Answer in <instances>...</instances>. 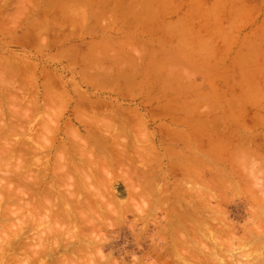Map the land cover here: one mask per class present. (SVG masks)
<instances>
[{
  "label": "rangeland",
  "instance_id": "rangeland-1",
  "mask_svg": "<svg viewBox=\"0 0 264 264\" xmlns=\"http://www.w3.org/2000/svg\"><path fill=\"white\" fill-rule=\"evenodd\" d=\"M60 1L0 0V264H264V161L238 168L227 136L235 122L200 110L193 121L181 109L163 120L137 97L96 88V63L82 53L94 42L85 26L58 22Z\"/></svg>",
  "mask_w": 264,
  "mask_h": 264
},
{
  "label": "crops",
  "instance_id": "crops-1",
  "mask_svg": "<svg viewBox=\"0 0 264 264\" xmlns=\"http://www.w3.org/2000/svg\"><path fill=\"white\" fill-rule=\"evenodd\" d=\"M60 4L58 22L85 26L83 39L94 42L82 53L103 75L96 74V88L137 97L149 115L163 120L181 109L193 121L200 110L206 119L235 122L227 136L238 168L263 165L264 0ZM245 122L257 129L246 131Z\"/></svg>",
  "mask_w": 264,
  "mask_h": 264
},
{
  "label": "bare ground",
  "instance_id": "bare-ground-1",
  "mask_svg": "<svg viewBox=\"0 0 264 264\" xmlns=\"http://www.w3.org/2000/svg\"><path fill=\"white\" fill-rule=\"evenodd\" d=\"M47 18H48V17H47ZM47 18H45V19H47ZM94 45H95V44H94ZM95 54H96V53H95ZM88 55H89V54H88ZM84 58H85V56H84ZM86 58H87V57H86ZM89 59H90V58H89ZM84 60H85V59H84ZM85 61H86V60H85ZM92 62H93V60H92ZM81 66H83V65H81ZM95 67H96V66H95ZM94 69H95V68H94ZM13 71H14V69H13ZM95 71H96V69H95ZM14 72H15V71H14ZM96 72H97V71H96ZM96 72H95V73H96ZM16 73H17V72H16ZM46 73H47V72H46ZM88 74H89V73H87V75H88ZM96 74L98 75V73H96ZM100 74H102V73H99L98 76H100V77L103 76V75H100ZM45 75H48V74H45ZM92 75H93V74H92ZM118 75H119V74H118ZM120 75H121V74H120ZM95 76H96V75H95ZM95 76H94V77H95ZM98 76H97V77H98ZM122 76H123V74H122ZM122 76H121V77H122ZM13 77H15V76H13ZM87 77H88V76H86V78H87ZM90 77H91L90 81L92 82V81H93V80H92V76H90ZM100 77H98V78H100ZM105 77H106V76H105ZM103 78H104V77H103ZM122 78H123V77H122ZM95 79L97 80V78H95ZM95 79H94V80H95ZM123 79H124V78H123ZM99 80H100V79H99ZM99 80H98V81H99ZM94 83L96 84V81H95ZM11 88H12V87H11ZM13 90H14V89H13ZM6 91H7V93H8V91H10V89L8 90V88H7ZM4 92H5V91H4ZM13 92H14V91H13ZM16 93H17V92H16ZM10 94H11V93H10ZM13 95H15V94H13ZM7 96H10V95H7ZM18 96H20V94H18ZM21 96H22V95H21ZM11 97H12V96H11ZM12 98H13V97H12ZM12 98H11V99H12ZM14 98H15V97H14ZM18 98H19V97H18ZM21 98H22V97H21ZM23 98H24V97H23ZM23 98H22V99H23ZM7 99H8V98H7ZM9 99H10V97H9ZM22 99H21V100H22ZM7 101H9V100H7ZM10 101H12V100H10ZM22 101H23V100H22ZM31 101H32V100H31ZM13 102H14V101H13ZM33 102H34V101H33ZM33 102H32V103H33ZM0 103H1V102H0ZM34 103H35V102H34ZM2 104H3V103H2ZM7 104H8V103H7ZM7 104H6V105H7ZM11 104H12V102H11ZM17 104H18V103H17ZM9 105H10V104H9ZM13 105H14V103H13ZM15 105H16V103H15ZM10 106H11V105H10ZM10 106H9V107H10ZM24 106H25V105H24ZM24 106H23V108H24ZM26 106H28V105H26ZM17 107H18V106H17ZM45 107H46V105H45ZM10 108H11V107H10ZM14 109L16 110V108H14ZM24 109H25V108H24ZM24 109L22 110V113H23L25 110H27V109H25V110H24ZM1 110L4 111L3 109H1ZM17 110H18V109H17ZM10 111H12V110L10 109ZM20 111H21V110H20ZM8 112H9V110H8ZM12 112H16V111H12ZM12 112H10V113L13 114ZM17 112H18V111H17ZM0 113H1V115H2V112H0ZM10 113H8V114H10ZM4 114L7 115V113H4ZM11 114H10V115H11ZM1 115H0V117H1ZM15 115H16V114H15ZM25 115H26V113H25ZM26 116H27V115H26ZM8 117H11V116H8ZM48 117H50V116H48ZM13 118H14V117H13ZM22 118H23V117H22ZM46 118H47V117H46ZM14 119H15V118H14ZM25 119H27V118H25ZM44 119H45V118H44ZM7 120H8V119H7ZM11 120H12V118H11ZM16 120H18V117H17ZM19 120H21V118H20ZM22 120H23V119H22ZM47 121H48V119H47L45 122H47ZM7 122H8V121H6V123H7ZM9 122H13V121H9ZM18 122H19V121H18ZM27 122H28V120H27ZM48 122H49V121H48ZM4 123H5V122H4ZM29 123H30V122H29ZM42 123H43V122H42ZM1 124H2V123H1ZM9 124H10V123H9ZM23 124H24V123H23ZM4 125H5V124H3V126H4ZM6 125H7V124H6ZM41 125H42V124H41ZM46 125H47V124H46ZM10 126H11V125H10ZM44 126H45V125H44ZM7 127H9V126H7ZM19 127H20V126H19ZM23 127H24V126H23ZM2 128H3V127H2ZM2 128H1V129H2ZM10 128H11V127H10ZM15 128H16V127H15ZM21 128H22V127H21ZM21 128H20V130H21ZM27 128H28V127H27ZM15 130H16V129H15ZM17 130H19V128H18ZM20 130H19V131H20ZM25 130H26V129H25ZM27 130L30 131L29 128H28ZM1 132H2V131H1ZM7 132H8V131H7ZM23 132H24V131H23ZM26 132H27V131H26ZM4 133H5V132H4ZM10 133H11V132H10ZM17 133H18V132H17ZM21 133H22V132H21ZM22 134H23V133H22ZM25 134H26V133H25ZM25 134H24V135H25ZM6 135H7V134H6ZM15 135H16V134H15ZM18 135H19V134H18ZM222 135H223V134H222ZM1 136H2V135H1ZM20 136H22V135H20ZM27 136H29L28 138H29V140H30V134L27 135ZM27 136H26V137H27ZM9 137H10V136H9ZM11 137H12V136H11ZM18 137H19V136H18ZM2 138H4V134H3V137H2ZM12 138H15V140L17 141V139H16L17 137H12ZM21 138H22V137H21ZM28 138H27V139H28ZM0 139H1V138H0ZM4 139H5V138H4ZM6 139H7V138H6ZM18 139L20 140V138H18ZM22 139H24V138H22ZM11 141H12V140H11ZM20 141H21V140H20ZM26 141H28V140H26ZM4 143H5V142H4ZM18 143H19V141H18ZM24 143H25V142H24ZM1 144H2V143H1ZM9 144H10V143H9ZM256 144H257V143H256ZM4 145H5V144H4ZM18 145H19V144H18ZM18 145H16V147H17ZM259 145H260V143H259ZM61 146H62V144H61ZM61 146H60V147H61ZM11 147H13V145H12ZM20 147H21V146H20ZM259 147H260V146H259ZM259 147H258V148H259ZM0 148H1V146H0ZM3 148H4V147H3ZM3 148H2V149H3ZM256 148H257V145H256V147H255L254 149L256 150ZM260 148H261V147H260ZM260 148H259V149H260ZM13 149H15V148L13 147ZM60 149H62V148H60ZM254 149H253V150H254ZM4 150H5V148H4ZM7 150H9V148H7ZM7 150H6V151H7ZM15 150H16V149H15ZM19 150H20V149H19ZM1 151H2V150H1ZM1 151H0V152H1ZM6 151H5V152H6ZM58 151H59V150H58ZM63 151H64V150H63ZM3 152H4V151H3ZM5 152H4V153H5ZM9 152L12 153L13 151L11 152V149H10ZM59 152H61V151H59ZM16 153H17V152H16ZM1 154H2V152H1ZM6 154L8 155V152H6ZM13 154H14V153H13ZM13 154H12V155H13ZM57 154H58V153H57ZM3 155H4V154H3ZM12 155H11V156H12ZM15 155H16V154H15ZM55 156H56V155H55ZM59 156H60V155H59ZM62 156H63V155H62ZM58 158H59V157H58ZM20 163H21V162H20ZM23 164H24V163H23ZM16 165H17V164H16ZM24 166H25V164H24ZM24 166H23L22 168H24ZM9 167H10V166H9ZM9 167H8V168H9ZM11 167H12V166H11ZM27 167H28V166H27ZM27 167H25V168L22 169V170L25 171ZM13 168H14V167H13ZM17 169H20V168H16V170H17ZM4 170H7V169H4ZM10 170H13V169L10 168ZM14 170H15V169H14ZM22 170H21V171H22ZM21 171H20V172H21ZM8 172H9V171H8ZM16 172H18V170H17ZM13 173H14V172H13ZM13 173H12V174H13ZM18 173H19V172H18ZM20 174H22V173H19V174H18V177H19ZM24 174H25V173H24ZM26 174H27V171H26ZM28 174H29V173H28ZM34 174H36V173H34ZM14 175H15V174H14ZM16 175H17V174H16ZM16 175H15V176H16ZM22 175H23V174H22ZM212 175H213V174H212ZM24 176H25V175H24ZM27 176H28V175H27ZM27 176H26V177H27ZM33 176H34V175H33ZM13 177H14V176H13ZM16 177H17V176H16ZM214 177H215V176H214ZM217 177H219V176H217ZM217 177H216V178H217ZM224 177H225V176H224ZM224 177H223V178L221 177V178L224 179ZM27 178H28V177H27ZM37 178H38V177H37ZM37 178H36V179H37ZM216 178H215V180H216ZM219 178H220V177H219ZM24 179H25V178H24ZM213 179H214V178H213ZM213 179H212V180H213ZM8 180H9V179H8ZM26 180H27V179H26ZM210 180H211V179H210ZM212 180H211V181H212ZM18 181H19V180H18ZM21 181H22V180H20V182H21ZM38 181H39V180H38ZM38 181H37V182H38ZM217 181H218V180H217ZM0 182L2 183L1 180H0ZM22 182H23V181H22ZM26 182H27V181H26ZM227 182H228V180H227ZM48 183H49V182H48ZM211 183L214 184V182H211ZM9 184H10V183H9ZM16 184H18V183H16ZM46 184H47V183H46ZM1 185H2V184H1ZM48 185L51 186L52 183H51V185H50V184H48ZM208 185H209V183H208ZM214 185H216V184H214ZM214 185H213V186H214ZM44 186H46V185H44ZM210 186H211V185H210ZM19 187H20V186H18V188H19ZM211 187H212V186H211ZM3 188H4V186H3ZM3 188H2V189H3ZM208 188H209V187H208ZM213 188H214V187H213ZM4 189L7 191L6 188H4ZM4 189H3V192L6 193V191H4ZM42 189H44V188H42ZM51 189H52V188H51ZM51 189H50V190H51ZM42 191H45V190H42ZM51 191H52V190H51ZM1 192H2V191H1ZM7 192H9V191H7ZM47 192H48V191H47ZM5 193H4V194H5ZM41 193H42V192H41ZM43 193H45V192H43ZM8 194H9V193H8ZM8 194H7V195H8ZM49 194H50V193H49ZM7 195H6V197L8 198L9 196H7ZM46 195H47V193H46ZM46 195H44V196H46ZM2 197H3V195H2ZM6 197H5V198H6ZM7 198H6V199H7ZM8 199H9V198H8ZM17 200H18V199H17ZM19 200H20V199H19ZM211 200H212V199H211ZM18 202H19V201H18ZM24 202H25V201H24ZM24 202H23V204H24ZM26 202H27V201H26ZM34 202H35V201H33V202H31V203H33V205H34ZM21 203H22V201L20 202V204H21ZM17 204H18V203H17ZM20 204H19V205H20ZM35 204H36V202H35ZM43 204H44V203H43ZM218 204H219V203H218ZM218 204H216L215 206H217ZM29 205H30V203H29ZM36 205H37V204H36ZM20 206H21V205H20ZM23 206H24V205H23ZM30 206H31V205H30ZM31 207H32V206H31ZM34 207L37 208L35 205H34ZM20 208H21V207H20ZM35 208H33V210H34ZM23 209H24V208H23ZM28 209L30 210L31 208L28 207ZM49 210H50V209H49ZM212 210H213V209H212ZM25 211H26V210H25ZM34 211H35V210H34ZM216 211H217V210H216ZM20 212H21V211H20ZM22 213L25 214L24 212H22ZM36 213H37V212H35L34 214L36 215ZM49 213H50V211H49ZM211 213H212V211H211ZM211 213H210V214H211ZM214 213H215V212H214ZM217 213H218V211H217ZM219 213H220V212H219ZM254 213H255V214L252 213L253 216H254V215H257L256 212H254ZM29 214H30V213H29ZM34 214H33V215H34ZM50 214H51V215H50ZM50 214H49L50 216H53V215H52V214H53L52 212H51ZM221 214H222V213H221ZM261 214H263V213H261ZM19 215H20V214H19ZM19 215H17V216H19ZM27 215H28V214H27ZM30 215H31V214H30ZM33 215H32V216H33ZM38 215H40V214H38ZM202 215H203V214H202ZM216 215H217V214H214V215L212 214V217H211V218L213 219L212 221H215V219L213 218V216H216ZM219 215H220V214H219ZM226 215H227V214H226ZM44 216H45V215H44ZM195 216H196V215H195ZM195 216H194V217H195ZM208 216H209V215H208ZM227 216H228V215H227ZM227 216H224V217H227ZM258 216H259V215H258ZM22 217H23V215H22ZM47 217H48V216H47ZM78 217H79V216H78ZM197 217H199V216H197ZM202 217H203V216H202ZM202 217H201V218H202ZM209 217H210V216H209ZM209 217H208V219H206V220L211 219V218H209ZM222 217H223V216H222ZM263 217H264V216H263ZM32 218H33V217H32ZM38 218H40V217H38ZM44 218H45V217H44ZM52 218H53V217H51V218L48 217V219H50V221H51ZM199 218H200V217H199ZM204 218H205V217H204ZM206 218H207V213H206ZM250 218H253V217L251 216ZM21 219H22V218H21ZM21 219H20V220H21ZM29 219H30V218H29ZM29 219H28V220H29ZM80 219H81V218H80ZM191 219H194L193 216H192ZM217 219H221V215H220V218H217ZM223 219H224V218H222L221 221H222ZM254 219H255V218H254ZM254 219H252V220H254ZM257 219L259 220V218H257ZM28 220H26V221L28 222ZM44 220H45V219H44ZM52 220L54 221V218H53ZM77 220H78V219H77ZM197 220H198V219H197ZM202 220H204V219L202 218ZM206 220H205V221H206ZM252 220H251V221H252ZM26 221H24V222H26ZM42 221H43V220H42ZM42 221H41V222H42ZM195 221H196V220H195ZM195 221H194V223H195ZM212 221H211V222H212ZM216 221L219 223L220 220H219V221L216 220ZM223 221H225V223H226V221L228 222V220H223ZM246 221L248 222V221H250V220L247 219ZM246 221L243 222L242 225H245V224H246ZM261 221H262V220H261ZM261 221H260V223L262 224L263 222H261ZM45 222H46V221H44V223H45ZM191 222H192V221H191ZM196 222H197V221H196ZM198 222H200V224H201V221L198 220ZM211 222H210V223H207V224H208L209 226H211V225H210ZM229 222H230V221H229ZM229 222H228V223H229ZM231 222L235 223L234 221H231ZM257 222H258V221L256 220V222H254V223L256 224ZM42 223H43V222H42ZM49 223H50V222H49ZM49 223H48V224H49ZM54 223H56V222L54 221ZM202 223H204V222L202 221ZM205 223H206V222H205ZM205 223H204V224H205ZM212 223H213V226H214V222H212ZM233 223H232V225H233ZM244 223H245V224H244ZM20 224H22V223H20ZM46 224H47V223H45V225H46ZM197 224H198V223H197ZM207 224H205V226H206ZM220 224H221V223H220ZM258 224H259V223H258ZM258 224H256V225L258 226ZM261 224H260V225H261ZM50 225H51V224H50ZM201 225L203 226V224H201ZM201 225H200V226L197 225V226L201 227ZM222 225H223V224H222ZM224 225H225V224H224ZM226 225H227V224H226ZM230 225H231V224H230ZM232 225H231V226H232ZM242 225H241V226H242ZM22 226H23V225H22ZM46 226H47V225H46ZM48 226H49V225H48ZM52 226H53V225H52ZM195 226H196V225H194V226H192V227L194 228ZM215 226H216V225H215ZM215 226H214V227H215ZM220 226H221V225H219V227H220ZM227 226H228V225H227ZM233 226H234V225H233ZM233 226H232V228H234ZM241 226H240V227H241ZM50 227H51V226H50ZM65 227H66V226H65ZM192 227L190 226L191 229H192ZM206 227H208V226H206ZM221 227H222V226H221ZM229 227H230V226H229ZM229 227H228V228H229ZM237 227H238V226H237ZM244 227H246V226H244ZM253 227H254V226H253ZM253 227H252V228H253ZM260 227H261V226H260ZM260 227H259V228H260ZM19 228H21V227H19ZM70 228H71V227H70ZM203 228H204V227H201V229H203ZM208 228L210 229V228H213V227L211 226V227H208ZM217 228H218V226H217ZM228 228H226V229H228ZM232 228H230V230H231ZM238 228H239V227H238ZM238 228H237V229H238ZM248 228H249V227H248ZM72 229H73V228H72ZM191 229H190V230H191ZM196 229H197V228H194L193 231L196 230ZM198 229L200 230V228H198ZM219 229L221 230V228H219ZM222 229H223V228H222ZM239 229H240V228H239ZM250 229H251V227H250ZM254 229H255V227H254ZM254 229H252V230H254ZM261 229H262V228H261ZM184 230H185V229H184ZM186 230H187V229H186ZM205 230H206V231H209V230H207V228H206ZM210 230H211V232H212L211 234H213V230H212V229H210ZM214 230H216V228H215ZM217 230H218V229H217ZM240 230H241V229H240ZM246 230H247V229H246ZM246 230H245V232H246ZM18 231H19V230H18ZM20 231H21V230H20ZM173 231H174V230H173ZM188 231H189V230H188ZM228 231H229V230H228ZM228 231L225 230L224 233H228ZM235 231H236V229H235ZM261 231L264 232V230H261ZM67 232H68V230H67ZM181 232H182V231H181ZM184 232H185V231H184ZM196 232H200V231H196ZM201 232H202V231H201ZM204 232H205V231H204ZM204 232L201 233V234H203L202 236H205V237H206V234L204 235ZM232 232H234L233 229H232ZM237 232H238V230H237ZM248 232H249V231H248ZM251 232H252V231H251ZM254 232L256 233V229H255ZM257 232H258V231H257ZM19 233H21V232H19ZM182 233H183V232H182ZM191 233H192V232H191ZM206 233H207V232H206ZM214 233H215V232H214ZM217 233H218V232H217ZM220 233H221V234H224V233H222L221 231H220ZM229 233L231 234V231H230ZM246 233H247V232H246ZM246 233H245V235H246ZM252 233H253V232H252ZM260 233H261V232H260ZM76 234H78V232H76ZM183 234H184V233H183ZM192 234H194V233H192ZM201 234L199 233L200 236H201ZM211 234L209 233V235H211ZM232 234H233V233H232ZM241 234L243 235V231H242ZM249 234H251V233H249ZM181 235H182V234H181ZM188 235H190V238H189V239H192L191 234H188ZM188 235H187V236L185 235V236L188 238V237H189ZM199 235H198V237H199ZM209 235H207V236L209 237ZM216 235H217V234H216ZM219 235H220V234H218L217 237H218ZM247 235H248V234H247ZM255 235H256V234H253V236H255ZM260 235H261V234H260ZM260 235H259V237H262L264 234H262V236H260ZM19 236H20V235H19ZM213 236H214V235H213ZM220 236H221V235H220ZM234 236H236V235L234 234ZM193 237H194V236H193ZM195 237H196V236H195ZM242 237H244V236H242ZM242 237L240 238V240L242 239ZM251 237H252V236H251ZM251 237H250V239H251ZM255 237H256V236H255ZM259 237H258V238H259ZM196 238H197V237H196ZM201 238H203V237H201ZM209 238H210V237H209ZM209 238H208V239H209ZM219 238H220V237H219ZM219 238H218V239H219ZM230 238H231V237H230ZM245 238H246V237H245ZM256 238H257V237H256ZM194 239H195V238H194ZM197 239H198V238H197ZM199 239H200V237H199ZM199 239H198V240H199ZM203 239H204V238H203ZM238 239H239V238L237 237L236 240L238 241ZM252 239H253V238H252ZM182 240H183V238H182ZM185 240H186V239H185ZM185 240H184V241H185ZM209 240H210V239H209ZM212 240L214 241L213 238H212ZM212 240H211V241H212ZM215 240H216V239H215ZM222 240H223V238H222ZM222 240H220V241L222 242ZM233 240H234V239H233ZM242 240H243V239H242ZM245 240H247V239H245ZM248 240H249V239H248ZM248 240H247V241H248ZM191 241H192V240H191ZM194 241H196V240H194ZM213 241H212V242L209 241L210 244L213 243ZM224 241H225V239H224ZM226 241H227V240H226ZM231 241H232V240H231ZM258 241H259V240H258ZM258 241H257V242H258ZM197 242H198V241H197ZM197 242H196V243H197ZM199 242H200V240H199ZM201 242H202V241H201ZM228 242H229V238H228ZM239 242H240V241H239ZM242 242H244V241H242ZM263 242H264V241L261 240V243H263ZM186 243H187V242H186ZM192 243H194V242H191V244H192ZM196 243H195V244H196ZM204 243H205V242H204ZM216 243H218V242H215V244H216ZM225 243H226V242H225ZM230 243H231V242H230ZM233 243H234V242H233ZM250 243H251V242H250ZM259 243H260V242H259ZM195 244H194V245H195ZM221 244H223V243H221ZM248 244H249V243H248ZM251 244H253V243H251ZM254 244H255V243H254ZM201 245H202V244H201ZM213 245H214V243H213ZM213 245H211V246H213ZM223 245H227V244H223ZM223 245H221L222 248H223ZM242 245H243V244H242ZM258 245L261 246V244H257V246L254 245V247H255V246L258 247ZM216 246H217V245H216ZM216 246L214 247L215 249H217ZM227 246H228V245H227ZM239 246H240V245H239ZM239 246H238V247H239ZM262 246H263V245H262ZM262 246H261V247H262ZM196 247H197V245H196ZM199 247H201V246L199 245ZM206 247H207V245H206ZM217 247H218V246H217ZM240 247H244V248H245V247H246V244H245V246H240ZM240 247H239L238 249H240ZM249 247H250V249H251V246H249ZM252 247H253V246H252ZM254 247H253V248H254ZM256 247H255V248H256ZM261 247H259V248H257V249H260ZM192 248H194V247H192ZM209 248L211 249V247H209ZM218 248H219V247H218ZM222 248H221V249H222ZM227 248H229V247H227ZM227 248H225V249H226L225 251H227ZM255 248H254V249H255ZM262 248H263V247H262ZM196 249H198V247H197ZM233 249H234V248H233ZM190 250H193V249H190ZM190 250H189V251H190ZM199 250H201V249L199 248ZM199 250H198V251H199ZM203 250H204V249H203ZM207 250H208V249H207ZM213 250H214V249H213ZM213 250H212V252H213ZM219 250H220V248H219ZM247 250H248V249H247ZM255 250H256V249H255ZM260 250H261V249H260ZM189 251H188V252H189ZM194 251H195V250H194ZM208 251H209V250H208ZM208 251H207V252H208ZM222 251H223V250H222ZM231 251H232V250H231ZM236 251H237V250H235V253H236ZM239 251H241V249H240ZM244 251H245V250H244ZM263 251H264V250H263ZM188 252H187V253H188ZM191 252L193 253V251H191ZM196 252H197V251H195V253H196ZM201 252H202V250H201ZM201 252H200V253H201ZM209 252H210V251H209ZM209 252H208V253H209ZM216 252L218 253V251H216ZM227 252H228V251H227ZM237 252H238V251H237ZM258 252H259V251H258ZM195 253H193V254H195ZM222 253H223V252H222ZM222 253H221V250H220V253H219V254L222 255ZM225 253H226V252H225ZM253 253H254V252H253ZM261 253H263V252L261 251ZM190 254H191V253H190ZM198 254H199V253H198ZM213 254L215 255V253H213ZM213 254H212V255H213ZM219 254H218V255H219ZM229 254H230V253H228V255H229ZM244 254H245V253H244ZM254 254H257V253H254ZM254 254H253V255H254ZM263 254H264V253H263ZM263 254H262V255H263ZM203 255H204V254H203ZM210 255H211V254H210ZM216 255H217V254H216ZM216 255H215V256H216ZM218 255H217V256H218ZM225 255H226V254H225ZM225 255H224V256H225ZM231 255H232V254H231ZM246 255H247V254H246ZM250 255H251V254H250ZM259 255H260V254H259ZM198 256H199V255H198ZM205 256L207 257V254H206V253H205ZM235 256H236V255H235ZM239 256H240V252H239ZM241 256H243V255H241ZM263 256H264V255H263ZM190 257H192V256H190ZM208 257H210V256H208ZM221 257H222V256H221ZM221 257H220V258H221ZM226 257H227V256H226ZM246 257H247V256H246ZM260 257H261V255H260ZM260 257H259V258H260ZM193 258H194V256H193ZM196 258H197V255H196ZM202 258H203V257H202ZM204 258H205V257H204ZM212 258H214V256H212ZM212 258L207 259V260H213ZM218 258H219V257H218ZM224 258H225V257H224ZM224 258H223V260H224ZM233 258H234V257H233ZM251 258H253V257H251ZM256 258L258 259L257 255H256ZM261 258H264V257H261ZM228 259H230V258H228ZM228 259H227V260H228ZM231 259H232V257H231ZM196 260H197V259H196ZM203 260H204V259H203ZM203 260H202V261H203ZM205 260H206V259H205ZM207 260H206V261H207ZM221 260H222V259H221ZM221 260H219V261H221ZM237 260H238V259H237ZM258 260H260V259H258ZM88 261H90V260H88ZM214 261H215V260H214ZM217 261H218V259H217ZM225 261H226V260H225ZM231 261H232V260H230L229 262H227V261H226V262H227V263H230ZM234 261H236V260H234ZM252 261H253V260H252ZM92 262H93V261H92ZM199 262H200V261H199ZM208 262H209V261H208ZM215 262H216V261H215ZM222 262H223V261H222ZM237 262H240V261H237ZM237 262H236V263H237ZM256 262H258V261H255L254 263H256ZM260 262H262V261H260ZM88 263H89V262H88ZM194 263H195V262H194ZM194 263H193V264H194ZM197 263H198V261H197ZM197 263H196V264H197ZM209 263H210V262H209ZM209 263H208V264H209ZM220 263H221V262H220ZM220 263H219V264H220ZM233 263H234V262H233ZM258 263H259V262H258ZM164 264H165V263H164ZM187 264H190V263H187ZM199 264H201V263H199ZM202 264H203V263H202ZM204 264H206V263H204ZM211 264H212V263H211ZM215 264H218V263H215ZM223 264H224V263H223ZM231 264H232V263H231ZM234 264H235V263H234ZM237 264H238V263H237ZM244 264H246V263H244ZM251 264H252V262H251ZM262 264H263V263H262Z\"/></svg>",
  "mask_w": 264,
  "mask_h": 264
}]
</instances>
